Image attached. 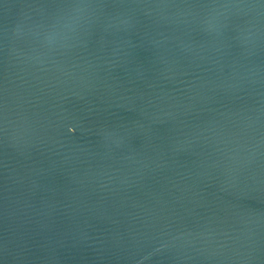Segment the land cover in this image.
<instances>
[{"label":"water","instance_id":"1","mask_svg":"<svg viewBox=\"0 0 264 264\" xmlns=\"http://www.w3.org/2000/svg\"><path fill=\"white\" fill-rule=\"evenodd\" d=\"M0 264H264V0H0Z\"/></svg>","mask_w":264,"mask_h":264}]
</instances>
